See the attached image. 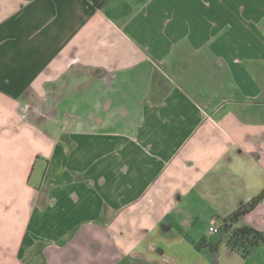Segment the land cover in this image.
Here are the masks:
<instances>
[{
	"label": "crops",
	"instance_id": "obj_1",
	"mask_svg": "<svg viewBox=\"0 0 264 264\" xmlns=\"http://www.w3.org/2000/svg\"><path fill=\"white\" fill-rule=\"evenodd\" d=\"M263 188L264 0H0V264L130 254Z\"/></svg>",
	"mask_w": 264,
	"mask_h": 264
},
{
	"label": "rangeland",
	"instance_id": "obj_2",
	"mask_svg": "<svg viewBox=\"0 0 264 264\" xmlns=\"http://www.w3.org/2000/svg\"><path fill=\"white\" fill-rule=\"evenodd\" d=\"M209 205L208 202L201 200L195 195L188 196L182 204L187 211V217H183V222L185 224L183 225V230L194 240L206 234L208 228L213 223H217V221L212 219L208 211ZM98 225L99 223L94 224L96 228H99ZM160 225L165 228L166 224L162 222ZM160 231L162 232V228ZM96 236L94 239L100 245L101 238H99L98 235ZM172 236L175 237L173 238ZM79 239L81 241L79 242L81 249L78 250V253L81 255V260L78 259L75 264H93V262H95V264H165L166 260L169 258L172 259V264H212L210 259L201 252H198L182 234L176 235L170 233L168 236H164L161 233H150L146 237V240L139 244L132 253L122 255L120 251L114 247L111 250V257L109 256V259H104L102 261L101 251H94L92 248L88 249V247L84 245V243H88V241L84 238L83 234L79 236ZM79 239L77 238L78 241ZM150 243H157L159 245L158 249L155 247L156 245H153V248L150 249ZM143 247L145 257L139 253V251H143ZM263 251L262 249L260 252L256 253V257L261 261V264H264ZM87 255H90V259H86L85 256ZM84 257L85 259H82ZM241 262L242 264H248L250 261L244 259L243 261L241 260ZM59 263L64 264L63 262ZM167 263L168 262H166V264ZM35 264H45L41 254H39Z\"/></svg>",
	"mask_w": 264,
	"mask_h": 264
},
{
	"label": "trees",
	"instance_id": "obj_3",
	"mask_svg": "<svg viewBox=\"0 0 264 264\" xmlns=\"http://www.w3.org/2000/svg\"><path fill=\"white\" fill-rule=\"evenodd\" d=\"M99 6L105 0H93ZM264 199V188L251 199L241 203L233 211L220 218L217 229L201 238L192 239L182 228L179 232L198 251L207 256L212 264H218L219 249L224 244L228 249L246 257L254 253L259 246L264 245V232L242 223V218Z\"/></svg>",
	"mask_w": 264,
	"mask_h": 264
},
{
	"label": "built area",
	"instance_id": "obj_4",
	"mask_svg": "<svg viewBox=\"0 0 264 264\" xmlns=\"http://www.w3.org/2000/svg\"><path fill=\"white\" fill-rule=\"evenodd\" d=\"M217 229V224L213 223L209 228H208V232L211 234L213 232H215Z\"/></svg>",
	"mask_w": 264,
	"mask_h": 264
}]
</instances>
